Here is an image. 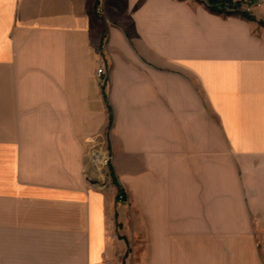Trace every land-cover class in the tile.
I'll use <instances>...</instances> for the list:
<instances>
[{"label":"crops","instance_id":"1","mask_svg":"<svg viewBox=\"0 0 264 264\" xmlns=\"http://www.w3.org/2000/svg\"><path fill=\"white\" fill-rule=\"evenodd\" d=\"M96 1L0 0V264H264V7Z\"/></svg>","mask_w":264,"mask_h":264},{"label":"built area","instance_id":"2","mask_svg":"<svg viewBox=\"0 0 264 264\" xmlns=\"http://www.w3.org/2000/svg\"><path fill=\"white\" fill-rule=\"evenodd\" d=\"M264 7V0H233L231 4L225 5V11L227 13H246L253 15L256 10ZM104 68H98V74L102 75ZM108 161V160H107ZM120 199L123 200L124 196L120 195Z\"/></svg>","mask_w":264,"mask_h":264},{"label":"trees","instance_id":"3","mask_svg":"<svg viewBox=\"0 0 264 264\" xmlns=\"http://www.w3.org/2000/svg\"><path fill=\"white\" fill-rule=\"evenodd\" d=\"M209 5H210V9L214 12H218V13H227L225 11V5L227 4H231V0H206ZM100 4V0H97L96 1V7L99 6ZM230 14V13H229ZM234 15H239V16H242L244 18H248V19H252V15H249V14H246V13H233ZM103 92H104V95L107 99V94L105 92V85H103ZM110 107V106H109ZM111 124V122H110ZM114 183L117 185L118 187V190H122L120 185L118 184L117 180L114 179Z\"/></svg>","mask_w":264,"mask_h":264},{"label":"rangeland","instance_id":"4","mask_svg":"<svg viewBox=\"0 0 264 264\" xmlns=\"http://www.w3.org/2000/svg\"><path fill=\"white\" fill-rule=\"evenodd\" d=\"M233 0H231V2H232ZM230 14H232V15H234L233 13H230ZM101 67H103L104 68V73H105V67L104 66H101ZM100 67V68H101ZM97 72H98V70H97ZM103 73V74H104ZM102 74V75H103ZM104 85H105V88H106V84L104 83ZM106 92V91H105ZM109 155L110 154H108V153H106L105 155H104V157H103V162L101 163V165H100V167H103L104 169H105V171L104 172H106V175L109 177V176H111L112 175V173L110 172L111 171V167H110V162H111V160L109 159ZM108 160V161H107ZM102 169V168H101ZM112 177V176H111ZM120 195H123L124 196V199L123 200H121L120 199ZM117 200L119 201V202H121V203H126L127 202V197H126V194L123 192V190H118V194H117ZM79 254H80V251L78 250V251H76V250H74V264H75V259H77V257L79 256ZM79 259V258H78ZM125 264H127V255H126V260H125Z\"/></svg>","mask_w":264,"mask_h":264},{"label":"water","instance_id":"5","mask_svg":"<svg viewBox=\"0 0 264 264\" xmlns=\"http://www.w3.org/2000/svg\"><path fill=\"white\" fill-rule=\"evenodd\" d=\"M203 2L205 3V4H208V2L207 1H205V0H203ZM209 5V4H208ZM210 6V5H209Z\"/></svg>","mask_w":264,"mask_h":264}]
</instances>
